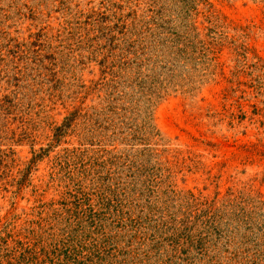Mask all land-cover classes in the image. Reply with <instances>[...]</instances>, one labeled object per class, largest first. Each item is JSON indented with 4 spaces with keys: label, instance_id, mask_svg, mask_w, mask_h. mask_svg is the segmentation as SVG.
I'll list each match as a JSON object with an SVG mask.
<instances>
[{
    "label": "rangeland",
    "instance_id": "obj_1",
    "mask_svg": "<svg viewBox=\"0 0 264 264\" xmlns=\"http://www.w3.org/2000/svg\"><path fill=\"white\" fill-rule=\"evenodd\" d=\"M0 264H264V0H0Z\"/></svg>",
    "mask_w": 264,
    "mask_h": 264
}]
</instances>
